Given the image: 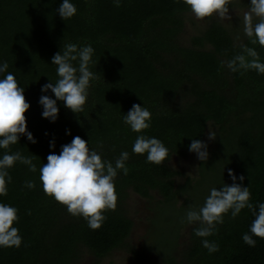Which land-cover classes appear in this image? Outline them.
I'll return each mask as SVG.
<instances>
[{"label":"trees","instance_id":"16d2710c","mask_svg":"<svg viewBox=\"0 0 264 264\" xmlns=\"http://www.w3.org/2000/svg\"><path fill=\"white\" fill-rule=\"evenodd\" d=\"M61 2L0 0V61H7V72L25 89L30 104L25 113L27 131L36 140L33 144L21 136L10 151L32 156L37 166L36 173L18 162L9 170L12 183L0 202L18 209V223L13 226L23 242L20 248H0V264H78L86 252L101 260L124 248L139 264H162L129 244L134 222L127 215L128 196L134 192L152 199L157 193L167 211L179 209L177 214L172 212L178 235L186 225L180 224L184 216L179 213L185 214L191 205L188 201L178 208L179 196L197 185L191 187L189 179L184 187H177L176 179L182 174L170 161L190 154L191 139L204 142L209 124L219 129V142L211 158L201 162V170L224 169L216 181L218 188L223 181L231 185L229 169L237 177L243 175L244 186L250 187V202H264V75L255 71L240 75L221 68V62L239 53L242 44L252 46L247 38L235 43L229 29L212 20L201 35L192 38V47L183 46L181 33L190 13L183 0H122L120 7L112 0H72L77 13L67 20L55 11ZM65 43L91 44L94 62L90 68L98 78L91 82L82 112L74 114L58 101V119L51 123L42 118L38 101L41 86L57 78L51 58ZM257 51L264 61V48L257 46ZM47 94L55 98L50 91ZM133 104L152 113L151 127L144 134L155 136L169 149L161 166L132 154L137 134L123 124L122 115ZM66 130L71 134L66 135ZM75 136L103 159L114 162L121 151L130 156L128 174L115 178L116 207L105 212L106 220L98 230L89 229L82 217L68 214L46 196L39 180L47 155L59 154L61 146ZM29 179L36 183L32 190L24 187ZM253 219L248 209L235 219L225 215L223 224L208 238L219 245L213 254L194 235L198 225H191L189 241L178 258L173 254L175 242L164 238L163 263L264 264V240L257 238L255 247L241 240Z\"/></svg>","mask_w":264,"mask_h":264},{"label":"clouds","instance_id":"9594fccd","mask_svg":"<svg viewBox=\"0 0 264 264\" xmlns=\"http://www.w3.org/2000/svg\"><path fill=\"white\" fill-rule=\"evenodd\" d=\"M121 2L112 0L115 7H120ZM183 3L197 20L213 16L223 18L229 12L228 0H183ZM55 11L62 20H67L76 15L77 8L72 0H62ZM240 26L252 46L242 44L239 53L221 62V68L226 67L240 75L250 71L264 75V61L257 51V46L264 48V0H250L247 11L240 19ZM93 56L91 44L76 43L63 44L52 56L51 64L56 66L57 78L55 82L41 86L42 95L38 103L42 108V118L56 122L58 101L74 114L83 111L91 82L98 78L97 71L90 68ZM8 67L7 61H0V197L8 193V185L12 183L9 170L17 162L26 166L28 171L37 172L32 156L10 151V146L17 144L21 136L33 144L36 140L27 131L25 113L30 104L25 100V89L18 86L13 73L7 72ZM49 91L55 98L47 94ZM151 121L152 113L140 104H133L128 113L122 115L123 124L137 134L132 154L145 156L147 163L161 166L168 158L169 149L160 139L144 134L151 127ZM70 134L66 130V135ZM216 137L215 131L208 129L207 139L214 141ZM49 147L55 148L54 141H50ZM98 147L102 148V144ZM188 151L202 162L209 157L208 144L198 138L191 139ZM129 158L128 151H121L114 162L103 159L99 151L91 149L80 136H75L70 143L61 146L59 154L51 152L47 155V162L39 169L41 188L46 196L64 206L68 214L82 217L89 229L98 230L106 220L105 212L116 207L115 178L119 173L128 174ZM228 176L232 180L231 185L223 181L219 188H210L203 205H189L182 220L187 225H198L193 229L194 235L200 238L202 247L209 254L219 251V245L208 239L217 231V225L223 224L225 215L230 214L235 219L243 209L250 210L254 219L248 232L242 234V242L255 247L257 238L264 240V202H257L256 205L250 202V187L244 186L243 175L237 177L229 169ZM24 187L32 190L36 183L29 179L24 182ZM17 213V208L0 202V248H20L22 245L19 229L13 226L18 223Z\"/></svg>","mask_w":264,"mask_h":264},{"label":"rangeland","instance_id":"374dc122","mask_svg":"<svg viewBox=\"0 0 264 264\" xmlns=\"http://www.w3.org/2000/svg\"><path fill=\"white\" fill-rule=\"evenodd\" d=\"M249 3L250 0H228L229 12L227 16L229 18L227 16L223 18L213 16L211 19L197 20L191 13L187 14L183 33H181L183 46L192 47V38L201 35L212 20L228 28L235 43H242L246 37L243 35L240 19L243 17L244 12L247 11ZM208 129L215 131L216 136L219 134V129L212 124H209ZM208 129L204 142L208 144V159H210L212 151L217 147L216 142H219V138L217 140L216 137L214 141H209L207 139ZM222 155V158H225V155ZM201 162L194 153H190L186 157H173L170 161V166L182 174L176 179L177 187H184L186 181L189 179L191 181V187L197 185L191 192H181L177 203L178 208H182L188 201H191V205L202 206L209 189L215 187L217 178L222 175L223 169L216 172L202 171L200 166ZM162 201V197L157 193H153L152 199H144L134 192H130L126 205L127 215L134 222V227L128 241L129 244L136 249L144 251L152 260L164 264V249L161 250L163 239L169 238L167 239L168 241L175 242L177 248L173 254L178 258L189 241L191 225H184L179 230L178 235H176L177 229L174 225L173 213L177 214L179 209L176 211H167L163 207ZM179 214L184 216V213ZM179 222L182 224V220ZM78 264L139 263L133 259L132 255L127 251V248H124L112 252L109 256L101 260L86 252Z\"/></svg>","mask_w":264,"mask_h":264}]
</instances>
